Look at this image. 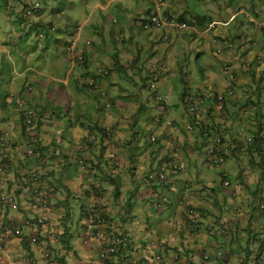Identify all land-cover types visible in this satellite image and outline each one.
<instances>
[{"label":"crops","instance_id":"1","mask_svg":"<svg viewBox=\"0 0 264 264\" xmlns=\"http://www.w3.org/2000/svg\"><path fill=\"white\" fill-rule=\"evenodd\" d=\"M116 1L118 0H106L105 3L107 5V8L111 7V5ZM255 1H260V3L262 2V0ZM208 2L206 5H203L201 9L197 8L196 13H208L210 15H214V11L217 10H212L213 7L220 6V15L224 16L223 9L231 6L232 3V1L229 0H224L222 2L221 0H211L210 3ZM3 4L5 6L12 5L9 0H1V6ZM240 4L241 3L238 4V7L240 6ZM253 4L256 6L257 3ZM191 8L192 7L187 0H170L168 6L169 11L177 15H181L184 12L187 13V11L191 12ZM6 11L7 10H5V12ZM12 13L8 12L10 16L12 15ZM18 14L19 12L16 13V15ZM260 14L261 15L256 16L258 22L262 25L260 27L252 28L251 25L248 24L249 21L243 18L240 21H236V19L232 21L230 25H228L230 27H223L220 28V30L218 29V31L222 35H225L229 38L228 41L222 40L221 46L224 49V53L223 55H221L222 58L220 60V63L221 61L230 63L235 62L236 65L241 66L242 64H239L241 59L244 60L245 58L246 61H249L254 58L255 55L260 53L259 46H261V44L259 42L256 48L249 47L248 44H242L238 40H236L235 42H231L234 35H238L241 32L245 33L249 40L255 37V41H258L259 37L261 36L260 32H264L263 30H260L262 27H264V12H261ZM187 15H189V13H187ZM54 18L57 17L52 14L50 17H46V12L43 11L41 15L34 20V23L35 25L39 22L47 23ZM220 18L221 16L216 20L219 22L222 21ZM53 22L54 23L52 24L58 26V32L56 34H50L49 37H55V41L49 43L48 41L50 40V38L48 37L45 46H41V48L45 50L46 55L48 54L49 58H55L54 62H47L49 68V71L47 73H38L28 67L27 59L23 55H26V53L29 54L30 51H32V48H29L26 51L25 47L22 45H17L16 43H8V38L4 41L0 40L2 42L0 43V70H5L6 63L18 65L15 72L16 76H5L3 79L10 80L11 84H14V87L19 85L23 80L27 82L31 81L32 83H34L37 86V91L32 97L27 100L28 104L32 107H35L38 112H42L43 114L50 112L53 113L55 117H58V132L60 133V130L62 129L64 131V136L68 137V139L66 140L68 145H65L62 139L59 138L58 140L63 144V147L65 149L61 151H59L58 149L56 150V153H59V155L61 154V156L57 157L50 163L48 162L47 165L44 166V168H41V171L45 170L44 173L49 177L50 180H54L57 183L58 190L60 191L58 193L57 199L61 203H59V205H56L52 210H40L37 213L30 210V207H25L24 204L23 209H25L26 213H29L31 217L42 216L44 217V219H47L48 222H46V224H44L43 226H25L23 238H13L5 244L0 245V264H79L84 261L95 262L96 264H176V253L189 258L190 264H221L217 259H215L216 261H212L210 260V258L204 259L202 257V252H198L197 250L198 247L201 248L203 246L201 238H204V236L206 235L201 233H203V231L208 228V223L204 219L203 222L205 223V225L202 224V231L196 237H194L192 235L193 232L190 231L186 226L182 225V215L180 211H177V209L174 217H153L151 213L152 210L145 206L147 205V200L146 197L143 196H146L147 191L145 190V188L147 190L149 189L143 186L144 188L137 191L136 189H138L141 184L138 181L136 182L137 178L136 180L135 178L131 179V182L130 176L129 179L123 176V187H120L118 190L115 188V186H109L108 182H106V186L102 189L103 193L100 196L104 207H106V214L109 217L114 218L116 225L121 226L122 230L125 233L124 242L120 247V255L112 262L98 263V254L101 249L98 242H96L92 247H86L82 244L81 238L79 236V233L82 231V229L78 227L77 222V219L80 215V206L76 205V209L75 204H72L74 205L72 207L65 206L66 198L64 193L67 191V189L63 192V186L68 187L71 192L81 191L86 187L85 184L83 186H80L79 181L81 176L79 172L83 171L78 166V160L76 159L79 147L82 144L87 128H92L94 130V128L98 129L99 127H108L117 122L119 123V133L117 132L116 139L118 137V139H120L122 143L121 146H119L116 150L107 148L109 154L106 153L105 155H102V153H94L88 165L90 166V168L91 166H93L94 169L97 168L98 170H100L101 168V170H104V166L98 167L101 160L107 161L109 159L112 160L113 163L117 160H120L122 162V164L120 165V169L123 172H133L132 170L136 169L137 164H132L134 156L131 155L129 148L126 145L129 142H132V148L134 151L140 149L138 153H135L136 156L142 154V147L137 144L135 137L131 138L132 134L136 132L135 130H131V126H133L132 123L135 122L133 120V117L129 115L134 112L132 109H130V106L132 105H129L128 107L124 104L120 105L119 101L116 110H114L113 112H109L99 108L100 106H102V101L96 100L98 99L96 95L88 93V95L93 96L94 98L92 100L91 106L89 108L85 107L84 97L86 95L82 93L80 88L81 77L86 72L93 73V71L102 63L106 65L108 64L110 66L113 65L115 73L108 79L103 78V80L101 81V88L103 90L108 89V87L111 88V85L114 84V81L118 82V86L116 89H118V91H123L127 87L124 83L126 78L136 84L135 78L143 74L142 71L144 66H129L128 64L130 61L128 62V60L121 61L119 64L115 65L117 60H115L114 58L117 54L111 50V47L109 45L103 44L102 42L94 43V49L91 50L87 56V65L85 66V68L80 65L73 66L68 62V58L66 57L65 53L64 55H61L59 52L51 53L52 49L58 48V45L62 42L61 39L67 37V35H69V33L71 32L70 29H66L67 26L64 22H60L61 26L55 23L56 21L53 20ZM233 22H235L234 25L232 24ZM239 24L240 26H242L241 32L236 31V27ZM193 29L194 28L192 27V29L187 32H178V34H175L173 38L178 39L176 43L180 44L183 43V39H188L187 36L193 33ZM65 30H67L69 33H65ZM196 30H198V33H200L199 29L195 28L194 31L197 32ZM253 32H256L255 35ZM203 33L207 34V36L204 37L207 38L212 44V38L209 36V33L204 31ZM161 34L162 32L158 35H160L161 37ZM202 37L203 35H201V38ZM176 51L177 53L179 52L177 48ZM128 56L129 55H126L125 57L121 58L122 60H124L127 59ZM61 57H64L63 62ZM109 58L110 60H108L107 62L106 59ZM134 59L136 58L134 57L133 60ZM220 63L218 65H214L217 71L218 69L220 70ZM121 65H125V68L121 71V74L118 75L117 72L119 73V71L121 70L119 69ZM236 71L238 73L239 85H237L235 90L237 92L236 96H240V99L241 94H244V91L246 90V88H244V84H246V80H249L251 78L253 72H247V74H245L243 70L237 68ZM257 75H255V77ZM160 76H165V74L162 73ZM117 77L120 78V81H117ZM169 77L171 76L168 74L167 78ZM173 77L177 76L172 75V78ZM179 77L182 79L183 83H186L184 72H181L179 74ZM141 78L144 77L141 75ZM3 79H0V81ZM169 80L171 79L169 78ZM205 80L206 79H203V82ZM71 84L74 86L73 88H71ZM64 85H66L65 88L67 91H62ZM222 86L223 85H221L217 81H214V83L212 82L208 85H205L206 90L200 92L205 95H210L211 93H213V90L215 91L218 89V87ZM114 88L115 87L111 89ZM116 89H114L113 92L110 91L111 95L114 94V91ZM3 94V97L7 95L6 93ZM228 101L233 100L228 99ZM46 103L50 104L51 107H48ZM234 103L236 102L233 101L232 104ZM0 107V128H10V130H13L19 124H21L20 116L15 120L9 119L7 117V109L9 107L5 105V102L1 101ZM127 109L128 111L126 113L125 111ZM10 111L13 116L16 115V112L13 109H11ZM73 116H79L78 119H81V121L75 123L73 121ZM160 128V132L163 133L165 126ZM15 134L16 135H13L14 139L12 138V140L15 146L18 147L20 143V141H18L20 133L18 131H15ZM100 139L102 140V136H100ZM106 141H108L109 144L113 145L110 140ZM170 148V143L165 139L162 142L161 146L157 148L152 147L150 152L149 148L146 149L144 151L145 155L143 157L147 162L146 164H144V167L148 170L149 163L151 164V167H155V165H152L153 158L157 157L155 161H158L163 156H165V154H168ZM17 149L19 151H15L14 153V155L17 156V158H15L16 166L18 165L17 161L19 159L24 160L23 162H25L26 160L25 151L22 150V148L20 149V147H18ZM137 161L139 162L138 159ZM114 167L116 169L119 166L114 165ZM105 172H109L108 166ZM182 174L184 173L171 174V182L169 184L171 185L172 183H176L183 186V182L185 183L187 180L186 178H182ZM255 178L256 176H253V180ZM20 184L21 172H8L6 176V183L0 185V192L16 193L18 196L17 192L21 186ZM253 186L254 184H250L249 186H246L245 189H242L243 187L241 188L240 198L239 200H237V202L235 201L237 205L242 204L244 207H246V205L244 204H247V202L249 201L248 193H251L250 188H252ZM127 196H130V198ZM224 201L225 200H223L221 196H218L216 199H203V207L208 210L206 216L210 217V214L213 215L211 218L212 224L214 215H224ZM81 204L85 206L86 203ZM228 208L229 203L226 207V212L230 214ZM15 212L16 211L12 210H10V212L8 211L10 216H16ZM21 215L22 214L19 213L17 214V216ZM139 216H142V219H139ZM143 216H145V218ZM49 218H53V221H49ZM242 218L243 220L241 222L247 223L245 215H242ZM226 219L229 220L232 228L239 220V218L237 219L236 217L232 216V214L230 215V218ZM208 220L209 218H207V221ZM156 222L157 226L155 225ZM244 225L246 226V224ZM59 226H61L60 228H62V230H66L69 233L73 234L69 238L64 237L65 242L66 240H68L71 246L68 251L64 250V248L61 247V237L60 241L58 237L55 239V234ZM68 227H70V229H68ZM34 231L41 233L42 236V239L37 244L30 243V238H26L27 236L31 237ZM204 233L206 232L204 231ZM223 238L224 237L219 238L218 244L223 243ZM151 241L152 244L153 242L159 241H162L165 244L164 247H153L150 244ZM207 242L209 245V249L212 250L210 252L209 249L204 250L209 255L214 251L213 248L216 246V243H211L210 240H208ZM51 249L54 250V252ZM47 253L56 255L59 257V259L55 260V258L53 257L46 258L45 254ZM155 255H160L163 258L162 261H157L154 257ZM231 256V258H234L235 255ZM230 264L232 263L230 262Z\"/></svg>","mask_w":264,"mask_h":264},{"label":"trees","instance_id":"2","mask_svg":"<svg viewBox=\"0 0 264 264\" xmlns=\"http://www.w3.org/2000/svg\"><path fill=\"white\" fill-rule=\"evenodd\" d=\"M41 2L42 7L35 11V14L32 18L25 17L24 15H19L20 18V25L25 27H30L31 29H36V37L43 35V38L48 39L50 34H56L55 25L53 20L48 21L47 23L39 22L35 25L34 20L38 16L41 15V13L45 10V6L43 5L44 0H39ZM104 2L105 0H100ZM165 5V12L164 15L168 19H171L175 17V13H171L169 11L168 6L170 0H166ZM190 3V0H187ZM202 0H197L196 7L191 8V12H188L189 15H187L186 12L181 14L179 16V19L182 21H187L189 25H191L194 28H198L201 33L208 32L207 29L209 28V25L211 24V21L214 19L212 16L208 13L204 14H198L196 13L197 7L198 9H201L203 5H206L207 2ZM231 1V0H229ZM11 2V0H10ZM148 4H152L151 0H147ZM8 4V3H7ZM232 4V3H231ZM253 4V3H252ZM261 4H264V1L261 2ZM244 5V4H243ZM257 6V4H256ZM254 4L252 8L255 9V17L260 15V11L256 10V7ZM193 14V15H192ZM221 14V13H220ZM148 15V13H147ZM221 16V19L228 20L231 17L230 15ZM219 16V17H220ZM245 19H247V15H244ZM226 17V18H223ZM136 20H140L139 18ZM141 22H136L138 24H142L145 22L147 24L148 22L146 19H141ZM114 25H116L119 22H114L112 20ZM217 21V20H216ZM251 26L254 25L253 22L249 21ZM222 25V24H219ZM216 25L214 28L210 29L208 32L209 36L212 38V43L222 44V40L228 41L229 38L225 35H222L218 29L221 27H230L228 25L220 26ZM129 27V24H128ZM142 29L141 27H139ZM66 29H69L66 27ZM78 25L74 28V30H71L69 33L67 30H65V33H69L67 37L64 39H61V43L65 47V51H68L69 46L72 44L74 37L76 33L78 32ZM191 29V28H190ZM220 30V29H219ZM260 30L264 31V27H262ZM237 32L242 31V26L237 25L236 27ZM58 32V30H57ZM112 32V31H111ZM125 33V28L122 27L119 30V34ZM101 34V42L103 44H108L107 41L110 40L113 43V46L116 48L117 44L122 42L124 43L123 37L121 35H116L117 33H111L109 35H105L104 31L99 32ZM161 32H159L160 34ZM198 34V36H197ZM260 34L263 37V41L259 42L255 41V45L258 46V42L261 44L260 50L264 51V32H260ZM30 34H27L29 36ZM188 40H194L199 39L202 40L199 33L194 32L187 36ZM243 37H247L245 33H239L238 35H234L231 42H235L236 40L240 41ZM190 38V39H189ZM22 39V38H21ZM90 41V44L85 43V46L83 49V53L85 55V59L83 60V67L87 65V56L91 50L94 49V43L95 41ZM154 45L164 43L163 42V36L160 37V35H157L154 38V41L151 40ZM10 43V42H9ZM213 44H210V52L215 50L213 48ZM111 47V46H110ZM174 46L168 48V53L170 49H172ZM81 47H77V49H80ZM119 50L114 49L115 60H117L118 63L121 61H125L126 59L122 60V58L119 56L118 53ZM157 52V51H156ZM155 54V52H153ZM167 53V54H168ZM207 52L205 49H201L198 53V57L206 55ZM216 54V53H215ZM159 55V54H158ZM165 56V55H164ZM173 57V56H172ZM172 57L169 59L172 60ZM113 58V57H112ZM141 59V56L136 57V59L133 60L132 65H138L139 60ZM68 62L69 61V54H68ZM145 64V63H144ZM172 64V62H170ZM102 67H100L102 70H105L106 68L104 66H108L106 64H100ZM130 65V64H128ZM125 65H121L119 69V74H121V71L125 68ZM110 70H106L105 72H108V74L104 75L102 74V77L104 79L110 78V73L112 72L113 66L107 67ZM144 69V67H143ZM253 74L249 80H246V84H244V88L246 90L244 91V94H241L240 96H234L231 97L233 101H227L223 102L222 104H218L217 102H211L207 106L204 113L200 110H194L190 111V123L187 125H184V136H186V139H190V136L194 138V143L191 146V149L194 151H205V161L202 163L205 165L201 170L195 171L197 172V188L194 190L193 195L191 193L189 199L187 200V210L183 212V216L186 217V215H191L189 219H187L182 225L186 226L189 230L193 232V236L196 237L201 231H202V224L205 225L203 222V219L208 223V228H206L204 231L206 234L204 238L202 237V244L203 246L200 248L198 247V252L201 251L202 254H207L205 252L206 249H209L208 240H210L211 243H216V246L213 248L214 251L209 254L210 260L214 261L217 259L221 264H230L232 261L231 259V253L237 255V264H264V58L259 63L254 70L252 71ZM258 74V75H257ZM255 75H257L255 77ZM159 78L157 76H152L148 82L145 80L144 83H142V87L145 88L148 92V96L146 97V101L155 99V97L158 94L157 90H150L149 88L152 86L150 85L151 82H156ZM103 80V79H102ZM101 80V81H102ZM108 81V80H106ZM27 81H24L23 84L26 85ZM114 84L111 85V88L115 87L117 88L118 82H114ZM22 82L19 84L21 85ZM22 84V85H23ZM34 85L33 83H31ZM96 87V86H95ZM80 88H91L88 86L87 82H82L80 84ZM108 87V89L105 90L106 93V100L102 96H97L98 101H102V106H100V109H104L109 112H113L118 107V103L120 101V105L124 104L127 107L129 105L130 109H134L137 103L143 102L145 103L144 98L141 93L134 94L126 87L123 91H118L116 89L114 91V94L111 95L110 91L113 92L114 89H111ZM128 92H127V91ZM85 92V89L83 90ZM190 93L188 86L187 88L183 89L182 91V103L184 105H192L194 99L191 100V98H200L205 97L203 94L198 93ZM3 93H6L7 95L3 97ZM21 94L16 91L13 92H5L0 90V102H5V105L9 107L7 109V117L9 119L15 120L20 116L21 124H19L16 128L12 130L11 135H5L6 132L10 130V128L3 129L4 131H0V164L7 166L6 172H21V186L18 190V196L16 193H5L6 196H9L12 198L13 203L12 204H3L7 206H2L0 204V220L5 223L4 226H18V229L21 231V237L24 236V227H31V226H43L46 224L47 219L39 220L38 217H31L29 213H26L24 208L30 207V210H38L39 208V202H37V195L42 194L44 197H48V193L46 190H41L39 186L36 185V181L34 179H37L40 177L45 170H39L34 171V173H31L28 177L26 172H28L24 160H18V165H15V158H17L16 155H14L15 151H19L17 148L20 147L22 150L25 151V159H30L31 162L34 163H41L42 167L47 165V163L55 160L57 157H60L61 154L56 153L57 149L59 151L65 150L63 147V144L59 142V138L62 139V141H66L68 137H65L63 134V130H60V133L58 132V117H55L53 113L47 112L46 114H43L42 112H38L35 107H32L28 105V107L34 111L33 119L35 120L36 125H28L27 121L25 120V116L27 112H29L28 109L22 108L19 106V103L22 101ZM85 98V97H84ZM97 101V102H98ZM208 102L210 100L207 99ZM197 102V100H196ZM108 104V106H107ZM211 104V105H210ZM232 104V105H231ZM48 107H51L50 104L46 103ZM186 108V107H185ZM11 109H13L16 112V115L11 114ZM128 109L125 111L127 113ZM123 114V111H122ZM130 115V114H129ZM131 116V115H130ZM45 128V129H44ZM55 130V131H53ZM15 131H18L20 133V136L18 137V141H20L19 146L16 147L13 143L12 138L14 139L13 135L15 134ZM46 133H45V132ZM52 131V132H51ZM187 131V132H186ZM119 133V123H114L108 127H99L98 129L94 130L91 128L89 129V133H85L82 144L79 147L78 153H77V159L78 160V166L83 168V172H80V186L86 185L85 189H82L81 191L74 192L68 187L63 186L64 190L67 189L65 194V206H74L72 204H76L80 206V216L83 215L84 212V206L81 203H90L93 202L97 206V210L100 212L101 220L103 219L105 222L110 223L111 217L108 215H104L106 213V207H102V204H99L97 201V198H99L103 193V188L106 186V182H108V185L115 186V188L118 190L120 187H123L122 185V179L125 174L120 168L122 162L120 160H117L113 163L112 160L107 161H100V166H104V170H98L97 168L94 169L93 166H88L90 159L92 158L94 153H99L102 155H105L106 153L109 154L107 148H112L116 150L119 146H121V140L116 139V134ZM136 134V132H134ZM100 136H102V140L100 139ZM49 137V138H48ZM166 136L161 135L158 136L155 143L151 142V140H148L149 145H159L161 146L162 142L165 140ZM249 138L252 140L249 141ZM50 139V140H49ZM110 140L112 144H109L108 141ZM187 140V141H188ZM17 141V140H16ZM15 141V142H16ZM67 143V141H66ZM112 146V147H111ZM53 148V150H52ZM190 148V147H189ZM189 148L184 149L185 153L188 152ZM147 148L142 147V153ZM140 150V149H138ZM52 151V152H51ZM223 157L228 160L235 159L239 165H241L244 160L247 159L246 165L249 164V166L257 171L255 173L259 174V177L256 176V178L253 180V177L250 178L245 182V188L246 183L254 184L252 188H250V192L248 193V199L246 207H244L242 204L237 208L233 209L230 213L232 216L236 217L239 220L235 224V226H230V230L227 234L221 235L218 233V227L221 225L222 218L220 215H214L213 217V224L211 222L212 214H210V217L206 216V213L208 212L207 209L203 207V199L210 198L216 199L220 192H218V187L215 186V176L214 171L217 169L218 163V157ZM135 157V156H134ZM186 157H189V154L186 153ZM189 163V162H188ZM190 164V163H189ZM114 165H117L115 169ZM237 166H232V169H236ZM109 169V172H105L106 169ZM17 167V168H16ZM85 168V169H84ZM90 168V169H89ZM227 167V163H224V166L221 170V179H225L227 177L232 176L233 170ZM93 170V171H92ZM92 171V172H91ZM212 171V172H211ZM53 172V171H52ZM203 172H206L210 175H212L209 178H206ZM190 190L192 192V179L189 180ZM41 187V186H40ZM43 189V188H42ZM36 190V191H35ZM221 190V189H220ZM60 191L58 190V187L55 188V192L53 193L52 197L49 199L51 202L56 206L61 203L57 197L58 193ZM3 194V193H0ZM215 194V195H213ZM13 195V196H12ZM16 211V216H10L8 211L10 212ZM35 212V211H34ZM22 214L21 216H17V214ZM54 214V212H53ZM242 215H245L246 222H241L243 220ZM53 216V215H52ZM57 218V217H56ZM207 218L209 220L207 221ZM224 219V218H223ZM15 220V221H12ZM29 220V224H25L24 222ZM49 221H53V218H49ZM186 223V224H185ZM246 224V226L244 225ZM258 224V225H257ZM59 226L57 228L55 239L58 237L60 241L61 237V247L64 249H69L71 246L69 244V241L65 238L71 237L72 233H69L66 230L62 231V228ZM16 231V230H14ZM41 237V238H40ZM65 237V238H64ZM224 237L222 239L223 243H229L231 245L230 253L224 251L221 249V244H218L219 238ZM26 238H30V243L37 244L41 239V233H38L34 231V233L31 235V237L27 236ZM34 238V239H33ZM11 240V239H10ZM29 243V242H28ZM207 247V248H206ZM206 248V249H205ZM205 249V250H204ZM52 250V249H51ZM212 249H209V252ZM54 252V250H52ZM51 251V252H52ZM195 251V250H194ZM189 253V252H188ZM120 253H118L115 257H118ZM204 256V255H203ZM55 258V260H58L59 257L56 255H51V258ZM224 259V260H222ZM216 261V260H215Z\"/></svg>","mask_w":264,"mask_h":264},{"label":"rangeland","instance_id":"3","mask_svg":"<svg viewBox=\"0 0 264 264\" xmlns=\"http://www.w3.org/2000/svg\"><path fill=\"white\" fill-rule=\"evenodd\" d=\"M197 0H190V6L192 8L196 7ZM211 0H209L208 3H210ZM224 0H221V2ZM232 4L228 8L223 9V15H230L233 16L235 13H237L238 9L241 8H247V13L245 15L251 17L252 20L255 21V25L253 27H260L262 26L258 19L255 18V9L252 8V3H257L258 6H256V10L260 12H264L263 8L264 6L260 3V1L255 0H231ZM22 2L23 0H11L12 5L11 6H5L4 4L0 7V40L4 41L8 38V41L10 43H16L17 45H22L25 47L26 51L29 48H32V51L30 53H26V55H23L27 59L28 67L32 70H35L36 72L40 73L42 72L47 73L49 71L47 62H54V57H48V54L46 55L45 50L41 48V46H45L46 44V38L43 39H36V29H31L30 27H25L20 25V19L18 18V15H16L17 12L19 14L21 13L22 8ZM106 0L104 2L100 0H44L43 5L45 6L44 12H46V17H50L51 14L55 15L57 18H54L53 20L56 21L58 25L61 26L60 22H64L65 25L69 27V29L74 30V28L79 25L81 26L80 32H77L76 35L78 38V46L81 48H84L85 43L88 40L95 41L96 43L101 42V34L100 31H104L105 35H109L111 33H117L116 35H121L124 39V43L120 42L117 44V47L115 48L113 46V43L108 40L107 45L111 46V50H119L118 53H120V57H125L126 55H129L127 58L131 59L132 55L137 56L140 55L141 59L139 60L138 65L144 66L146 64V67L148 65H151L152 63H155L158 61V54L162 56H166L168 53V48L174 46L179 51L176 53L175 50L171 51L170 54L172 57V64L170 67L169 78H167V75L162 76L160 79L156 81L157 88L161 91V93L164 94V96L168 100V112H163L161 106L155 105V101L149 100L146 101V97L148 96V92L145 88L142 87L143 79H141V75L143 77L146 76V69L145 74H141L140 76L136 77V84H134L132 81L129 80L128 84L126 85L129 91H131L134 94L141 93L145 103H137L135 108L133 109V113L130 115L133 117V120L135 122L132 123L133 126H131V130H135L137 133L132 134L131 138L136 139L137 144L140 147H148L149 152L151 151L153 145L148 144V140L150 139V136L152 133L155 132V118L158 115L163 116L164 120L168 123L179 114L182 115L183 120H181L183 125H187L190 123V115L189 112L186 110L184 104L182 103V91L183 89L187 88L189 89L190 93H197V91H205V85H208L209 83H214V81H217L222 87H218V91L224 95L228 93V90L226 88V84L228 82V75L221 73L219 74L216 68L214 67V64L216 62V54L213 52V50L210 52V44L208 43V39L204 36H207L206 34L201 33L203 35L202 40L194 39V40H188L185 41L183 39V43L177 44L176 41L178 39L172 38L170 42L161 43L154 45L150 39L154 41V38L159 34L155 32H146L139 28L138 23L136 19L141 18V16L146 15V11L149 7V4L147 0H118L115 3L111 5V7L107 8ZM240 6L238 7V4ZM244 4V5H243ZM120 5V6H117ZM183 5V4H182ZM198 8V7H197ZM5 10H7L5 12ZM212 10L214 11V15L212 16L214 19L211 21V25L214 20L218 19L220 16V6L213 7ZM8 12L12 13L10 16ZM22 15V14H20ZM261 15V14H260ZM226 18V17H223ZM245 18L244 15H238L235 19L236 21H240L241 19ZM37 19V18H35ZM113 19H117L120 22L114 25ZM221 19V18H220ZM224 20V19H221ZM129 24V27H128ZM233 25L235 22L232 23ZM223 26V25H219ZM64 27V26H63ZM124 27L125 33L119 34V30ZM252 27V28H253ZM221 28V27H220ZM219 28V29H220ZM198 29V28H197ZM210 29V27H209ZM209 29L207 30L208 32ZM112 31V32H111ZM198 32V30H197ZM199 32H201L199 30ZM57 33V32H56ZM254 35L256 32H253ZM27 34H30L27 36ZM200 35V36H201ZM22 38V39H21ZM50 40L49 43L55 41V37H49ZM205 39V41H204ZM255 37L251 38V41L255 42ZM0 41V43H2ZM263 41L262 35L259 37V42ZM8 42V43H9ZM249 42V41H248ZM205 49L207 52L206 55H202L198 57V53L201 49ZM214 48V46H213ZM65 47L62 43L58 45L57 49H52L51 53H57L59 52L61 55H64ZM157 51V52H156ZM155 52V54L153 53ZM51 56V55H50ZM63 58L62 62H63ZM109 59H106L108 62ZM145 63V64H144ZM108 65V64H107ZM241 65V64H240ZM17 64H8L6 63L5 70H0V79H3L5 76H16L15 72L17 69ZM235 66L238 68L240 66ZM22 68V67H21ZM20 68V69H21ZM181 72L186 73V76L189 79L188 83H183L182 79L179 77V74ZM164 73H168V70H166ZM172 75H175L177 77H173ZM118 76V75H117ZM216 80H215V79ZM218 78V79H217ZM203 79H206L203 82ZM149 79H146L148 82ZM213 80V81H212ZM25 80L22 81V84ZM117 81H120V78L117 77ZM31 81L26 82L25 84L17 85L14 87V84H11L10 80L3 79L0 81V90L5 92H13L16 91L18 93L23 92V89H25V92H28V88L31 85ZM66 85H64V88L62 91L66 90ZM74 86L71 84V88ZM217 90H213V95H215V92ZM32 97L31 95H29ZM93 98H90L85 96V107H90L92 104ZM153 102V103H152ZM1 108V107H0ZM85 114V113H84ZM64 116V115H63ZM79 116H73V121L75 123H78L81 121V119H78ZM179 118V117H178ZM187 121V124H185ZM85 123V122H84ZM80 126V125H79ZM55 131V130H53ZM52 132V131H51ZM12 134V130H9L8 135ZM192 143V142H191ZM64 144L68 145L66 141L64 140ZM171 153L174 154L172 151ZM191 166L186 161L184 172L188 174V179H192V192L190 188H187L186 190H182L181 184L172 183L170 186H168L166 189L168 190L167 195V204L163 210L158 214L153 208H152V216L162 218L164 216L166 217H174L176 213V206L178 203V199L182 194H186V192H189V195H193L194 190L197 188V172L200 171L202 168V162L205 161V151H188ZM25 166L28 170L26 174L33 173L36 169H38L42 164L41 163H34L31 162L30 159L25 160ZM227 163V167L232 168V166H237L239 163L235 159H230ZM224 166V164L217 165V169L214 171L215 176V186L218 188H222V182L220 181L221 177V170ZM205 165H203V168ZM139 174H142L144 172H147L146 168L144 166L140 167ZM212 172V171H211ZM206 178L211 177L212 175L203 172ZM242 189H245L243 187ZM218 192H220V189H218ZM130 198V196H127ZM228 202H232V199L230 197L224 198ZM76 209V204H75ZM157 226V222L155 223ZM221 249L230 252L231 245L229 243H222ZM207 248V247H206ZM205 248V249H206ZM232 264H237V255L234 256V258L231 261Z\"/></svg>","mask_w":264,"mask_h":264},{"label":"clouds","instance_id":"4","mask_svg":"<svg viewBox=\"0 0 264 264\" xmlns=\"http://www.w3.org/2000/svg\"><path fill=\"white\" fill-rule=\"evenodd\" d=\"M202 1H206V0H202ZM262 1H264V0H262ZM9 6H11V5H9ZM263 6H264V4H263ZM0 7H1V0H0ZM263 10H264V8H263ZM146 12L148 13V15L146 13V15L141 16V18H139L140 20H137V22H141L142 21L141 19H146V21H147V18L149 16L150 12H151V5L150 4H149V7H148ZM238 15H245V14L240 13V9H238L237 13H235L232 17H230L228 19V21H224V20H222L220 22L219 21H213L212 25L210 24L209 27H210V29H212L216 25H219V24L230 25V23L232 21H234L235 18ZM179 16L180 15H176L178 20H180ZM113 20H114V22H119V20H117V19L116 20L113 19ZM247 20L253 22L254 25H255V21L252 20L251 17L248 16ZM185 22H187V21H185ZM144 23H143V25H144ZM227 23H229V24H227ZM143 25L142 24H138V26L141 27L142 30H144L146 32H152V33L153 32H155V33L162 32L161 36H163V42L164 43L170 42L171 39L173 38V36L175 34H178V32L183 33V32H187V31L192 29V26L189 25V23H188L189 27L187 29H185V30H177V31H168V30H165V29H163V30H145L143 28ZM254 25H252L251 27H253ZM78 27H79L78 32H80L82 27L79 26V25H78ZM55 30H56V32L58 30V26H56V25H55ZM70 30H72V29H70ZM194 30H195V28L193 29V31ZM166 33H168V38L167 39H165V34ZM199 34H201V32ZM74 37H76V38L74 39L72 44L73 43L75 44V51L78 52V53L80 52L82 54V60H79V61L75 60L73 55H71L68 51L64 52V53H65L67 58H68V54H69V61H70L71 65H73V66H76V65L84 66L83 65V63H84L83 60L85 59V55L83 53L84 51H83L82 48L77 49V47L79 48V46H78V38L79 37L77 35H75ZM36 39H43V35H42V37L41 36L36 37ZM185 41H187V40H185ZM204 41H205V39H204ZM240 42L242 44H248L249 47H254V48L257 47V45H255V43H253V41H251V39L249 40L247 37H243L240 40ZM87 43H88V45H92V44H89L90 41H87ZM208 43L211 44L210 41H208ZM212 44L214 45V49L215 50L217 49V51H215V53H216V62H215V64L218 65L220 63L221 58H222L221 55H223V53H224V49L221 46V43H218V44L215 45L214 42H213ZM173 50L176 51V48L173 47L172 49H170L169 53L166 56H162V55L159 54L158 55L159 56L158 61L155 62V63H152L151 65H148V67H146V64L144 65V69H143L142 72L145 74V69H147L148 72L146 71V76L144 78H141V79H143V83L145 82L146 79L150 80V78L152 76H157L160 79L162 77V76H160L162 73L165 74V75L169 74L170 67H171L170 62H172V60H170L169 58L172 57L170 52L173 51ZM259 51H260V53L255 55V57L252 58L249 61H246L245 58H244V60L241 59L239 64H242V65L240 67H238V68L235 66V62L230 63V62L221 61L220 70L218 69V72L220 74L224 73V74L228 75V82L226 84V88L228 90V93L226 95H224V94L220 93L219 91H216L215 95H213V93H211L210 95L209 94L208 95L203 94L205 97H207L208 100H210V103L211 102H217L218 104H222L223 102H227L228 99H230L231 97L236 96L237 92H236L235 89H236L237 85H239V83H238V73L236 71V68L243 70L245 72V74H247V72L251 73L254 70V68L259 63H261V61L264 58L263 51H261V50H259ZM206 52H209V51L207 50ZM176 53H177V51H176ZM138 56H140V55H137V56H135V55L133 56L132 55L131 59L127 58L126 60H128V62L130 61L129 64L132 65L133 58L134 57L136 58ZM117 64H119V63L116 62L115 65H117ZM112 66H110V65L104 66L106 69L102 70L100 68V67H102V65H99V67H97L93 71V73H90V72L89 73H87V72L84 73L82 75V77H81L80 84H82V82H87L88 86H90L91 88H81L82 93L84 95L87 94V96H89L91 98H94V97L88 95V93L96 95V96H102L106 100L107 98H106L105 90H103L101 88V80L103 79L102 74H104V75L108 74V72H105V73H103V72L106 71V70H110L107 67L111 68ZM166 70H168V73H164ZM114 73H115L114 70H112V72L110 73L109 76L111 77ZM117 74L119 75L118 72H117ZM185 80H186V83L189 82V79L186 76V73H185ZM128 82H129V79L126 78L124 83L127 85ZM150 85H152L149 88L151 91L152 90H157L158 91L157 96L155 97V99H153L155 101V103H156L155 105L161 106L163 112H165V113L168 112L169 107H168L167 98L157 88L156 82L155 83L151 82ZM84 89H85V92H83ZM36 91H37V86L35 84L34 85L31 84L30 87L28 88V92L27 93L25 92V89H23V92H21L22 93L21 94L22 101L19 103V106L29 110V112H27V114L25 116V120H24V121H27L28 125H32V124L36 125L35 120L33 119L34 111L33 112L30 111L32 109H30L28 107L29 104H28V101H27L30 98L29 95L33 96L36 93ZM198 93H201V92L199 91ZM192 99H194V101ZM207 99H205L204 97L191 98V100L193 101L192 105L197 107L196 110H200V111H202V113H204L206 108H207V106L209 105V102L207 101ZM196 100H197V102H196ZM192 105L186 104L184 106L186 107V110L188 112H190L191 111L190 108H191ZM107 106H108V104H107ZM181 120H183V118H182V115L179 114V113L169 123H168V121L166 122L164 120L162 114L156 116V118H155V124H156L155 132L152 133V135L150 136V140H151V142L155 143L157 138H158V136L165 135L166 136L165 139L168 140V142L171 145V148H170L168 154H165V156H163L158 161H155L157 159V157H154L153 161H152V165H155V167H151V164L149 163L148 170L146 169L147 172L139 174L140 166H144V164H146V162H147V161L144 160L145 158L143 157L145 155V153L143 152L141 155L136 156L135 153H138L139 150H136V151L133 150L132 142H129L126 145L129 148V151H130L131 155L135 156L133 158V163L132 164L136 163L137 167H136V169L132 170L133 172H126L124 174V177L129 179V176H130L131 177L130 178L131 182H132L131 179L135 178V180H136V178H137L136 182L138 181L141 184V186L138 189H136L137 191H139L140 189L144 188L143 186H145V187H147L149 189V190H147L145 188V190L147 191L146 192V196L143 195L144 197H146V200H147V205H145V206H147L151 210L153 208L158 214L161 212V210H163L165 208V206L167 204L168 190L166 188L168 186H170L169 183L171 182V180H170V175L171 174L184 173V174H182V176H183L182 178H186L187 181L185 183L183 182L182 190H186L187 188H190L188 174L186 173L188 171L184 172V168H185L186 161H188L190 163V166H191V161H190V157H188V158L186 157V153H188V152L185 153L184 149H187V148L190 147L188 151L194 152V150L191 149V146L194 143V138L190 136L189 140L186 139V136H184L185 135L184 134L185 133L184 132V125L182 124ZM186 123H187V121H186ZM163 126H165V128L163 130V133H161L160 132V129H161L160 127H163ZM3 129H5V128H0V131H4ZM89 129H91V128H87V130H86V133H88V134H90L89 133ZM8 132H6L5 135H8ZM250 140L251 139L249 138V141ZM152 145L155 148L159 147V145H157V146L154 145V144H152ZM145 148L148 149V147H145ZM172 151L174 152V154L171 153ZM221 158H223V157H220V156L218 157V159H219L218 163L224 164V163L227 162V159H225V158H223V161H220ZM137 159L139 160V162L137 161ZM244 161L245 162H243L241 165H239L236 169H232L233 170V172L231 173L232 176L227 177L225 179H221L222 180L221 182H222L223 185H222V188H219V189H221L219 196H221L223 198V200H225L224 199L225 197H230L232 199V202H228L226 200L224 201V210H223V212H225V213H224V215H220L221 218L223 216L224 219L222 218V220L224 222L221 223V225L218 227V230H217L218 233L221 234V235L227 234L229 232L230 226H231L229 220L226 219V218H230V215H231V213L229 214V213L226 212V210H227L226 207L228 206V203H229L228 210L230 212L233 209H237L240 206V204L237 205L236 202L240 198L241 188L245 187V182L247 180H249L253 176L259 177V174L255 173L257 171L253 170L249 166V164L246 165V162L248 160L245 159ZM3 166L4 165L0 164V167L3 168V175L0 178V185H3L4 183H6V176L8 174V172H6L7 166H4V167ZM41 168H43L42 165L39 167V170H41ZM80 169L83 170L82 167H80ZM39 170H35V171H39ZM29 175L30 174H27L26 177H28ZM34 180L36 181L35 182L36 185L39 186V188L41 190H46V192L48 193V197H44L42 194H38L36 196L37 197L36 198L37 202H39L40 205H39L38 210H34V211L37 213L40 210L48 211V210L54 209L55 205L51 202L52 199L51 200H49V199L52 197L53 193L55 192V188L58 186L57 183L54 180H50L49 177L44 172H43V174L40 177H38L37 179H34ZM249 185H250L249 183H246V186H249ZM0 196L9 197V196H6L5 193L0 194ZM189 197H190L189 192H186V194L183 193L182 196H180V198L178 200V203H177V206L175 208V209H177L178 212L180 211V213L182 215V224L187 219H189V217H191V215H186V217L183 216V212L185 210H187V208H186L187 204L186 203H187V200L189 199ZM97 201L99 202V204H102V207H104L100 197L97 198ZM263 206L264 205H262V207ZM96 208H97V206L93 202L85 204L83 215L82 216L79 215V217L77 219L78 227L80 229H82V231L79 233V236L81 238L82 244L84 246H86V247H92L96 242H98V244L101 247L100 252L98 254V263L112 262V261H114L117 258L115 256L118 253H120V247L122 246V244L124 242L125 233L122 230L121 226H117L116 225L114 218H111V222L110 223L105 222L103 219L101 220V215L102 214H100V212ZM92 209L94 210V214L98 215L100 219L97 220L95 223L91 224L88 221V217H89ZM80 211L81 210L79 209V213H80ZM104 215H107V214L104 213ZM143 217L145 218V216H143ZM38 218H39V220H43L44 219V217H42V216H38ZM139 219H142V216H139ZM62 225H65V224H62ZM68 229H70V227H68ZM14 238H22V237H14ZM150 244L153 247H155V246L156 247H164L165 243L162 242V241H159V242H153V244H152V241H151ZM64 250L68 251V249H64ZM103 253H106L107 256L103 257L102 256ZM176 254H177L176 258H175L176 264H190L189 258H187L186 256H182L179 253H176ZM230 255H236V254H232L231 253ZM45 257L46 258H51V253L45 254ZM154 257L159 262L162 261V259H163L160 255H155ZM202 257L204 259H209V255L205 254V253L202 254ZM79 264H96V263L95 262H90V261L89 262H85L84 261V262H81Z\"/></svg>","mask_w":264,"mask_h":264},{"label":"built area","instance_id":"5","mask_svg":"<svg viewBox=\"0 0 264 264\" xmlns=\"http://www.w3.org/2000/svg\"><path fill=\"white\" fill-rule=\"evenodd\" d=\"M151 12L147 18V24L144 23L143 28L145 30H168V31H177V30H185L187 29L188 23L185 21L178 20V18L173 17L171 19H168L165 17L164 12H165V5H166V0H151ZM42 7L41 2L39 0H23L22 2V8H21V14L24 15L25 17L32 18L35 14V11L40 9ZM240 13L245 14L247 13V8H241ZM42 37V35H41ZM168 38V33L165 34V39ZM90 44V43H89ZM68 52L73 55L75 60H82V54L79 52L75 51V44L73 43L71 46L68 48ZM197 109L196 106H191L190 110L194 111ZM220 161H223V158L220 159ZM4 167V166H3ZM3 175V168L0 167V178ZM12 204V198L11 197H5V196H0V204L2 206H7L3 204ZM99 216L94 214V210H91V213L88 217V221L92 224L95 223L97 220H99ZM15 221V220H12ZM25 224H29V220L24 222ZM5 223H3L0 220V245L5 244L8 242L10 239L14 237H21V231L18 229L14 228H19L18 226H4ZM16 230V231H14ZM34 239V238H33ZM103 257H106L107 254L103 253Z\"/></svg>","mask_w":264,"mask_h":264}]
</instances>
